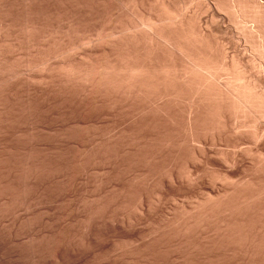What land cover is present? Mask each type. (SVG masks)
<instances>
[{"label": "bare ground", "instance_id": "6f19581e", "mask_svg": "<svg viewBox=\"0 0 264 264\" xmlns=\"http://www.w3.org/2000/svg\"><path fill=\"white\" fill-rule=\"evenodd\" d=\"M73 1L0 0V198L11 200L24 193L29 197L34 186L38 190L31 196H44L52 178L50 158L59 173L65 172V118L72 107L99 110L104 118L120 112L140 127L151 124L152 131L134 133L130 140L144 145V157L152 164L166 150L184 142L192 145L201 162L215 164L205 156L208 143L225 141L236 149L247 139L254 148L245 154L251 163L244 181H230L232 171L244 164L243 154H234L224 161L227 169L213 178L212 182L223 183L221 191L218 189L213 198L209 194L192 215L187 213L189 217L182 215L176 232L193 234L195 230L206 235L209 243H201L208 250L220 249V264H264L263 77L259 73L251 78L250 66H244L245 59L239 55L229 63L225 60L223 50L221 54L217 47L220 43L212 39L213 32L227 37L229 32L220 24L223 17L213 15L203 28L197 16L198 24L194 20L192 28L182 18L186 15L180 16V2L175 0H153L156 5L148 0H96L108 7L101 14L94 12V3ZM215 1V10L229 14L240 36L264 60V1ZM175 14L182 20H174ZM129 15L139 24L129 20ZM97 21L107 24L119 37L113 35L116 39L111 41L103 38L77 62L72 56L75 53L69 54L76 45L73 38L82 34L83 42L90 44ZM100 29H96L98 33ZM9 38L12 45L6 44ZM16 53L19 59L12 61ZM216 53L221 55L219 60ZM23 68L27 71L22 73ZM42 111L52 124L41 122ZM179 126L184 129L180 138L176 135ZM49 131L54 133L49 135L52 141ZM110 142L107 138L106 143ZM24 144L29 154L20 157ZM193 164L189 166L193 168ZM212 221L217 225L209 230ZM195 252L198 257L204 255L203 260L211 256L208 251Z\"/></svg>", "mask_w": 264, "mask_h": 264}, {"label": "rangeland", "instance_id": "374dc122", "mask_svg": "<svg viewBox=\"0 0 264 264\" xmlns=\"http://www.w3.org/2000/svg\"><path fill=\"white\" fill-rule=\"evenodd\" d=\"M87 1L94 3L95 13L101 14L105 6L98 5L96 0ZM148 1L150 5H156V2L153 3L156 0ZM175 1L176 4L180 2L177 4V9L181 7L182 10L180 16L186 15L182 18L187 19L192 24V28L198 24L197 16L201 18L202 25H200L204 28L205 22L208 19L211 21V17L219 13L218 15L223 17V22L219 21V23L229 32L227 39L222 38L220 33L212 34L215 43H220L222 47L217 46L221 54L223 50L228 63L236 55L243 57L244 66H250L247 69L249 75L256 76L261 73L262 75H259L263 77L264 85V60L257 57L250 44L240 36V29L230 22L229 14L215 10V0H185L187 3L181 0ZM107 8L105 7V10ZM154 9L153 14L157 15ZM179 14L174 15L177 17H173L174 20L179 21ZM129 20L139 24L138 21L131 19L130 15ZM194 20H196L195 25ZM97 23L94 39L90 44L87 40L88 45L83 42L85 40L82 39V34H79L82 35L81 37L76 35L77 42L73 38V43L76 45L71 48L77 53L69 48V54L75 53V56H72L77 62L82 59L84 51L93 47L95 43L98 45L103 38L105 41H111L110 39L113 38L114 34L110 27L106 26L107 24L101 21ZM99 28L104 30L100 29L98 33ZM98 34L105 36L101 38L97 36ZM116 36L119 37L114 35ZM97 37L99 40L96 39ZM12 38H9L6 44L12 45L14 43ZM78 39L83 42L80 43L81 46ZM218 53H216L217 60L220 59L218 56H221ZM18 55L16 53V58L12 61L19 59ZM22 70V73L26 72L27 68ZM248 78L250 81V77ZM99 113V110L85 111L75 107L68 109L65 118L67 134L65 172L59 173L53 159L50 158L52 178L44 191V196L38 198L31 196L32 191L38 190V187L34 186L28 193L29 197L24 196V193L16 196L15 200L0 198V264H179L180 262L220 264V249L208 250L204 246L209 243L206 235L195 230L193 234L187 233V235L183 232L181 235L177 234L176 231H179L177 222L179 218H184L182 215L189 217V214L194 213L206 198H210L211 195L213 198L218 189L221 191L223 183L212 182L213 178L227 169L224 161L234 154H243L244 164L234 169L235 171L231 170L235 173L230 181L234 184L244 181L243 178L249 174L248 168L251 163L245 154L247 150L254 148L253 143L244 139L236 149L225 141L208 143L205 156L215 164H204L200 158H197L198 155L192 145L184 142L171 150H166L167 152L152 164L144 157L146 152L143 149L144 145L135 144L130 140L134 133L152 131L151 124L140 127L138 123H132L120 112L114 117L106 118ZM46 115L44 111L40 112L41 122L52 124L53 121ZM183 130L179 126L176 132L178 138L183 137ZM47 133L48 139L52 141L53 136L49 137V135H54L53 131ZM107 138L110 143H106ZM101 146L106 148L101 150L99 149L102 148ZM133 147L136 150H132ZM27 153L29 154L26 145H21L19 156H26ZM190 163H194L193 168L189 166ZM171 173L173 177H170ZM172 178L174 179L171 180ZM214 225L217 224L212 221L207 228L210 230ZM201 242L205 244L202 245ZM196 250H204L206 253L208 251L211 255L207 257L208 261L203 260L205 256L199 254L203 260L200 261Z\"/></svg>", "mask_w": 264, "mask_h": 264}]
</instances>
